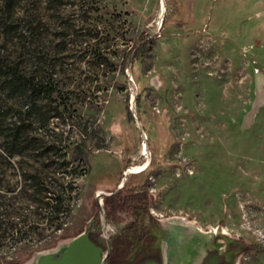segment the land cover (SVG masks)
Here are the masks:
<instances>
[{
  "label": "rangeland",
  "instance_id": "rangeland-1",
  "mask_svg": "<svg viewBox=\"0 0 264 264\" xmlns=\"http://www.w3.org/2000/svg\"><path fill=\"white\" fill-rule=\"evenodd\" d=\"M8 2L0 22L17 30L1 43L54 90L40 101L54 117L26 115L23 144L59 150L8 161L0 148V222L17 224L0 230V264H36L95 221L108 255L140 222L163 264H190L209 236L258 246L232 264H264V0ZM21 165L64 190L59 216L22 194ZM143 185L148 210L124 204Z\"/></svg>",
  "mask_w": 264,
  "mask_h": 264
},
{
  "label": "trees",
  "instance_id": "trees-1",
  "mask_svg": "<svg viewBox=\"0 0 264 264\" xmlns=\"http://www.w3.org/2000/svg\"><path fill=\"white\" fill-rule=\"evenodd\" d=\"M46 1L55 4L58 0ZM14 4L15 0H9L7 6L12 10ZM164 21L165 18L163 19V24ZM16 30L17 28L13 23L0 22V135L3 140V144H0V148L3 150L1 156L8 161L14 157L32 154L35 156L38 154V156L40 155L46 159V157L59 150L58 146L55 144H23L24 136L27 132L24 117L28 115L32 117L33 122L47 124L54 116H48L45 107L41 105L40 101L43 99L42 97H50L54 90L42 78L38 79L36 76L25 72L21 61L22 54L13 56L7 53L5 49L8 44L7 39L11 36L13 40L12 34ZM2 37L7 38L4 43H1ZM10 109H15L17 115L13 124H7ZM66 164L61 163V169L68 167ZM21 167L22 169L24 168L23 165ZM45 167L49 169L51 165L46 163ZM40 173L38 170L34 174H30L26 169L22 170L25 181L31 182V184L21 189L22 194L26 195L30 189H33V192L28 194L38 197L37 205L42 207L41 210L45 209L48 214L59 216L63 212L65 205L64 190H61L58 194L53 192L51 190L52 185H50L52 182H48L47 176H41ZM73 185H75V182H73ZM75 189L76 187L72 188V191ZM123 201L124 204L134 203L137 208L148 210L149 195L147 193V185L139 187L134 194L125 196ZM0 206L3 210L9 212L10 207L7 203L2 202ZM95 224L92 225V228L94 225H98L96 221ZM4 225L11 228L16 226L17 228V224L11 226L9 223L0 222V230H6ZM92 228L89 229L91 231V240L107 250L106 245L101 242L99 234ZM111 243L112 251L108 255L109 264H144L148 261H156L159 264H163V252L158 237L152 234L148 226L143 223L134 222L127 225L119 235L111 238ZM229 246L233 247L228 251L231 258L236 253L258 249L255 244L239 241H229Z\"/></svg>",
  "mask_w": 264,
  "mask_h": 264
},
{
  "label": "water",
  "instance_id": "water-1",
  "mask_svg": "<svg viewBox=\"0 0 264 264\" xmlns=\"http://www.w3.org/2000/svg\"><path fill=\"white\" fill-rule=\"evenodd\" d=\"M90 233L87 230L78 235L61 251L41 255L36 264H109L108 251L92 241ZM194 256L190 264H228L232 260L211 236L204 238ZM144 264L159 263L148 261Z\"/></svg>",
  "mask_w": 264,
  "mask_h": 264
},
{
  "label": "bare ground",
  "instance_id": "bare-ground-1",
  "mask_svg": "<svg viewBox=\"0 0 264 264\" xmlns=\"http://www.w3.org/2000/svg\"><path fill=\"white\" fill-rule=\"evenodd\" d=\"M164 12H165V7L163 6V7H162V14H161V17L163 16ZM161 22H162V19L160 20V24H161Z\"/></svg>",
  "mask_w": 264,
  "mask_h": 264
},
{
  "label": "flooded vegetation",
  "instance_id": "flooded-vegetation-1",
  "mask_svg": "<svg viewBox=\"0 0 264 264\" xmlns=\"http://www.w3.org/2000/svg\"><path fill=\"white\" fill-rule=\"evenodd\" d=\"M223 260H225V258ZM228 264H232V260Z\"/></svg>",
  "mask_w": 264,
  "mask_h": 264
},
{
  "label": "built area",
  "instance_id": "built-area-1",
  "mask_svg": "<svg viewBox=\"0 0 264 264\" xmlns=\"http://www.w3.org/2000/svg\"><path fill=\"white\" fill-rule=\"evenodd\" d=\"M100 195V194H99Z\"/></svg>",
  "mask_w": 264,
  "mask_h": 264
}]
</instances>
